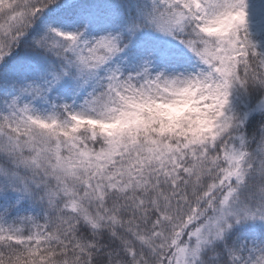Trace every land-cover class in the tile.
Here are the masks:
<instances>
[{
	"label": "snow or ice",
	"instance_id": "snow-or-ice-1",
	"mask_svg": "<svg viewBox=\"0 0 264 264\" xmlns=\"http://www.w3.org/2000/svg\"><path fill=\"white\" fill-rule=\"evenodd\" d=\"M0 264H264V0H0Z\"/></svg>",
	"mask_w": 264,
	"mask_h": 264
}]
</instances>
